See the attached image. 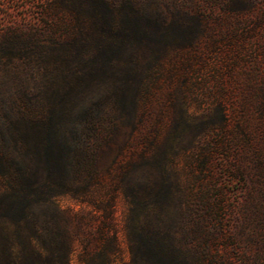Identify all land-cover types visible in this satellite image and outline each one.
<instances>
[{"label":"rangeland","instance_id":"1","mask_svg":"<svg viewBox=\"0 0 264 264\" xmlns=\"http://www.w3.org/2000/svg\"><path fill=\"white\" fill-rule=\"evenodd\" d=\"M91 108L84 203L59 201L118 232L115 264H264V0H0V155Z\"/></svg>","mask_w":264,"mask_h":264},{"label":"trees","instance_id":"2","mask_svg":"<svg viewBox=\"0 0 264 264\" xmlns=\"http://www.w3.org/2000/svg\"><path fill=\"white\" fill-rule=\"evenodd\" d=\"M61 114L53 110V116ZM98 113L86 109L73 129L74 137L61 139L57 123L48 121L47 136L31 141L21 130L25 151L23 162L11 154L0 155V220L16 224V234L25 230L28 242L24 246L0 248V264H115L119 249V234L98 228L84 236L82 213L70 206L63 207L59 198L70 196L79 204L76 181L82 170L88 169L91 158L85 150V138L94 134ZM59 124V123H58ZM78 124V125H77ZM37 131L41 126L34 125ZM26 161V162H24ZM89 190V186L85 188ZM100 210V206L94 205ZM43 215V219L36 214ZM5 236L7 229L0 224ZM7 237V236H6ZM130 239L131 234L128 232ZM143 242L142 235L137 236ZM134 241V240H133ZM95 242V243H94ZM132 245V239H131ZM152 254L138 245L131 264H166L170 259L157 248ZM77 256V261L73 260Z\"/></svg>","mask_w":264,"mask_h":264}]
</instances>
